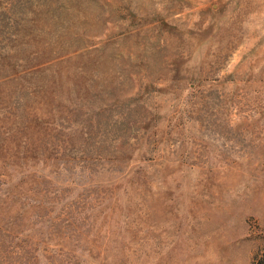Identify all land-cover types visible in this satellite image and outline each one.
Instances as JSON below:
<instances>
[{"label": "rangeland", "instance_id": "obj_1", "mask_svg": "<svg viewBox=\"0 0 264 264\" xmlns=\"http://www.w3.org/2000/svg\"><path fill=\"white\" fill-rule=\"evenodd\" d=\"M0 264H264V0H0Z\"/></svg>", "mask_w": 264, "mask_h": 264}]
</instances>
